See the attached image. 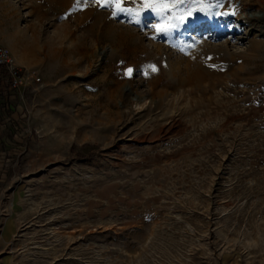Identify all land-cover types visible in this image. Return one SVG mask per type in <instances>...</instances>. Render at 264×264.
Returning a JSON list of instances; mask_svg holds the SVG:
<instances>
[{"label": "rangeland", "instance_id": "rangeland-1", "mask_svg": "<svg viewBox=\"0 0 264 264\" xmlns=\"http://www.w3.org/2000/svg\"><path fill=\"white\" fill-rule=\"evenodd\" d=\"M112 10L0 0V264H264V0Z\"/></svg>", "mask_w": 264, "mask_h": 264}, {"label": "snow or ice", "instance_id": "snow-or-ice-1", "mask_svg": "<svg viewBox=\"0 0 264 264\" xmlns=\"http://www.w3.org/2000/svg\"><path fill=\"white\" fill-rule=\"evenodd\" d=\"M126 0H95V3L100 7H112V16H117L120 13H125L132 17V21L139 24L141 13L145 10H150L156 16L160 17V23L151 25L155 28L156 35L154 39L164 35L166 36L173 29L178 27V24H183L187 19L191 18L196 12H202L206 15L222 16V15H236V11L231 13L213 11V8L222 6V0H140L142 5L138 9L125 7ZM133 3L136 0H132ZM77 6L80 4H87L88 0H75ZM187 5V7H184ZM179 13V15H177ZM176 21V22H173ZM122 63V62H121ZM147 69L151 72H157L158 67L155 64H148ZM134 68L128 67L124 71V75L131 77L134 74ZM144 75L147 76L148 72L145 71Z\"/></svg>", "mask_w": 264, "mask_h": 264}, {"label": "built area", "instance_id": "built-area-1", "mask_svg": "<svg viewBox=\"0 0 264 264\" xmlns=\"http://www.w3.org/2000/svg\"><path fill=\"white\" fill-rule=\"evenodd\" d=\"M0 69L4 70V82L13 90L28 87L35 78V72L20 66L10 49L1 44Z\"/></svg>", "mask_w": 264, "mask_h": 264}, {"label": "trees", "instance_id": "trees-1", "mask_svg": "<svg viewBox=\"0 0 264 264\" xmlns=\"http://www.w3.org/2000/svg\"><path fill=\"white\" fill-rule=\"evenodd\" d=\"M2 80H4V70L0 69V87H1Z\"/></svg>", "mask_w": 264, "mask_h": 264}, {"label": "bare ground", "instance_id": "bare-ground-1", "mask_svg": "<svg viewBox=\"0 0 264 264\" xmlns=\"http://www.w3.org/2000/svg\"><path fill=\"white\" fill-rule=\"evenodd\" d=\"M102 53H103V52L100 51L99 54H98L100 58H101ZM105 55H106V54H105Z\"/></svg>", "mask_w": 264, "mask_h": 264}, {"label": "crops", "instance_id": "crops-1", "mask_svg": "<svg viewBox=\"0 0 264 264\" xmlns=\"http://www.w3.org/2000/svg\"><path fill=\"white\" fill-rule=\"evenodd\" d=\"M3 82H4V80H2V83H1V85L3 84ZM5 83V82H4Z\"/></svg>", "mask_w": 264, "mask_h": 264}]
</instances>
